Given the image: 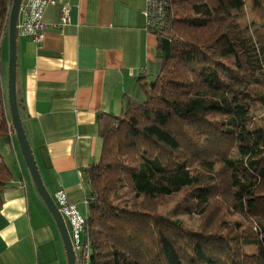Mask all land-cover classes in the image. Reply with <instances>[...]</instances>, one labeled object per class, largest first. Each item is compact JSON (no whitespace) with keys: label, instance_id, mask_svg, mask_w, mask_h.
I'll return each instance as SVG.
<instances>
[{"label":"trees","instance_id":"16d2710c","mask_svg":"<svg viewBox=\"0 0 264 264\" xmlns=\"http://www.w3.org/2000/svg\"><path fill=\"white\" fill-rule=\"evenodd\" d=\"M9 1L0 0V140L10 148L1 64ZM246 1H166L163 26L150 31L158 73L140 79L141 100L99 123L101 155L87 169L90 264H264V224L254 234L247 217L264 179V129L251 115L264 105V6L254 0L260 21L250 29ZM10 178L0 161V207ZM171 196L197 215L195 228L159 210ZM248 245L256 252L247 261Z\"/></svg>","mask_w":264,"mask_h":264},{"label":"crops","instance_id":"0c3cea01","mask_svg":"<svg viewBox=\"0 0 264 264\" xmlns=\"http://www.w3.org/2000/svg\"><path fill=\"white\" fill-rule=\"evenodd\" d=\"M63 5L69 22L57 27ZM144 11L145 0H53L41 42L16 38L17 106L42 182L52 198L64 190L83 216L87 169L102 151L100 120L118 115L128 99L141 100L140 79L159 70ZM5 164L11 178L0 207V264H67L26 167L18 157Z\"/></svg>","mask_w":264,"mask_h":264},{"label":"built area","instance_id":"2783aa9c","mask_svg":"<svg viewBox=\"0 0 264 264\" xmlns=\"http://www.w3.org/2000/svg\"><path fill=\"white\" fill-rule=\"evenodd\" d=\"M53 0H20L17 18H16V35L26 37L34 43H40L43 33L46 30V24L43 20V14L46 7ZM167 0H145V27L151 31L161 27L165 20V4ZM13 0L9 1L8 18ZM69 22V7L63 5L61 7L60 23L57 27H61ZM8 24V22H7ZM8 26V25H7ZM9 112V110H8ZM10 116V114H9ZM7 132L11 144H13V128L11 120H6ZM53 200L61 214L65 225H69V236L72 249L75 256V264H90L91 247L86 237V215L80 214L76 205L70 201L64 190H59L54 194ZM89 200L88 196L84 198L85 204ZM66 225V227H67Z\"/></svg>","mask_w":264,"mask_h":264},{"label":"rangeland","instance_id":"374dc122","mask_svg":"<svg viewBox=\"0 0 264 264\" xmlns=\"http://www.w3.org/2000/svg\"><path fill=\"white\" fill-rule=\"evenodd\" d=\"M253 0L246 1V8H245V17L241 20L242 26H248L250 29L254 27L257 24V21L259 22V17L257 15V11L252 9ZM259 4L263 7L264 6V0H258ZM7 33V31H6ZM1 64H2V83L5 87V97L8 104V93H7V67H8V39L7 36L4 39V42L2 44L1 49ZM9 110V106H8ZM251 115L253 118V126H258L264 129V105L261 104H255L251 109ZM7 146V144L4 141L0 140V157L3 159L6 163H16V157H18L21 164L26 167L25 162L23 160V156L21 154V151L19 149V145L17 143V138L15 135V132L13 134V146L10 145ZM197 164L193 165V171L195 172L198 168H196ZM220 165L216 164L214 166L215 172H219ZM27 169V167H26ZM28 171V169H27ZM29 175V172H28ZM30 177V175H29ZM31 180V178H30ZM32 181V180H31ZM264 191V179L260 181V183L257 186V193H259L258 197L255 200V207L251 208L247 212V217L249 220L250 229L254 234H260V232L263 233L262 230V224H264V194L262 193ZM180 196H171L168 197L166 200V204L164 206H159V210L162 212H168L170 213V216L172 218H177L184 223H186L188 226L195 228L198 224V217L195 213L189 215L188 213L177 210L176 209V203L178 202ZM126 200L128 198H125ZM124 199V201H126ZM233 219H240L237 216H235ZM247 223V222H246ZM67 225V224H66ZM67 229L69 230V225H67ZM256 252V246L255 245H248L245 246V260H250L254 257Z\"/></svg>","mask_w":264,"mask_h":264},{"label":"water","instance_id":"95a60500","mask_svg":"<svg viewBox=\"0 0 264 264\" xmlns=\"http://www.w3.org/2000/svg\"><path fill=\"white\" fill-rule=\"evenodd\" d=\"M20 0H13L8 18L7 39H8V67H7V93L8 106L11 125L15 132L19 149L23 156V160L28 169L29 175L34 183L37 193L43 200L46 208L52 215L56 226L59 230L60 237L63 242L67 264H75V256L72 249L71 241L65 222L59 213L56 204L45 188L41 176L39 174L36 162L34 160L29 142L26 138L22 121L19 115L16 92H15V76H16V18Z\"/></svg>","mask_w":264,"mask_h":264},{"label":"bare ground","instance_id":"6f19581e","mask_svg":"<svg viewBox=\"0 0 264 264\" xmlns=\"http://www.w3.org/2000/svg\"><path fill=\"white\" fill-rule=\"evenodd\" d=\"M67 228V227H66ZM68 231V230H67ZM68 235H69V232H68ZM69 238H70V236H69ZM71 241V240H70Z\"/></svg>","mask_w":264,"mask_h":264}]
</instances>
